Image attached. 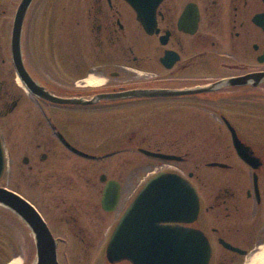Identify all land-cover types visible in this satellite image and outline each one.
Here are the masks:
<instances>
[{"label": "flooded vegetation", "instance_id": "flooded-vegetation-1", "mask_svg": "<svg viewBox=\"0 0 264 264\" xmlns=\"http://www.w3.org/2000/svg\"><path fill=\"white\" fill-rule=\"evenodd\" d=\"M20 1L0 0V186L34 206L58 256L66 247L69 264V247L102 246V264H131L105 254L131 200L124 204L126 160L116 154L195 148L189 139L172 142L171 133L187 134L184 119L216 118L213 159L202 163L211 173L196 166L185 175L197 215L169 225L202 232L208 264H245L264 244V0H30L20 49L33 86L91 103L50 101L20 78L11 46ZM44 31L55 44L41 45ZM134 89L151 94L100 96ZM100 119L105 130L95 127ZM129 163L138 173L137 158ZM12 177L33 188L35 202L11 186ZM109 180L119 184L112 208L102 202ZM28 232L18 214L0 206V264L18 255L27 261Z\"/></svg>", "mask_w": 264, "mask_h": 264}, {"label": "water", "instance_id": "water-1", "mask_svg": "<svg viewBox=\"0 0 264 264\" xmlns=\"http://www.w3.org/2000/svg\"><path fill=\"white\" fill-rule=\"evenodd\" d=\"M129 1L134 5L133 0ZM29 3L30 0H21L13 21L12 56L20 78L35 93L50 101L91 103L90 100L55 97L42 87L33 86L24 68L20 49L21 26ZM149 94L150 91L134 89L100 96L114 99ZM144 152L162 159H180L171 154ZM3 167L0 143V173ZM118 196L119 186H114V182L109 180L103 191V205L112 208ZM0 204L11 208L31 230L35 245L31 264H59L56 241L36 209L19 194L5 187H0ZM197 212V194L187 178L173 172L156 173L144 183L122 214L107 245V259L110 262L126 259L132 264H208L211 248L205 235L195 228L169 225L172 222H192Z\"/></svg>", "mask_w": 264, "mask_h": 264}, {"label": "rangeland", "instance_id": "rangeland-1", "mask_svg": "<svg viewBox=\"0 0 264 264\" xmlns=\"http://www.w3.org/2000/svg\"><path fill=\"white\" fill-rule=\"evenodd\" d=\"M9 8V6H7ZM12 8V7H11ZM47 32L44 31L42 34V46H52L55 44V35H52L50 32L48 35ZM61 45L67 46V38L60 37ZM84 39V38H83ZM79 41H82L81 38L78 39ZM45 49V48H44ZM180 121L182 119H179ZM102 121V119L99 120V123ZM179 121V122H180ZM215 121L216 118H199L198 121L192 123L191 119H184V129L186 130L187 134L182 133H171V141L177 142L181 139H189V142L195 141L198 143L195 148H182V149H174L171 150H164L166 152H172V153H181L182 155H187V159L184 161H163L159 160L157 158L148 157L141 152H138L135 148L130 149H124L119 150L116 154L117 157L123 158L126 160V162L123 163V165L120 167L121 172L123 173L120 177L121 181L123 182L124 188H125V197L129 195L126 200H124V204L129 201L131 198V195L135 194L138 189L142 186L144 181L158 171H175L177 173H180L182 175H186L187 171L190 169H194L196 166H198V170L202 173L210 174L211 170L208 167L203 166V162L209 161L213 159V149L209 147V144L213 142L214 134H215ZM97 121L92 122V126L96 124ZM110 124V123H109ZM108 126L105 122H101L99 126L102 128V130H105L102 126ZM195 128L196 133H189L188 130L190 128ZM130 129V128H129ZM108 130V129H107ZM110 130V129H109ZM126 132L127 137L128 130L123 129ZM184 133V132H183ZM259 138V137H258ZM202 143V144H200ZM163 151V150H161ZM114 157V156H113ZM135 161V158L138 160L139 167H137L138 173H134L135 166L132 165L131 160ZM110 174V173H109ZM135 174V177H134ZM22 177H12L10 184L12 187H15L18 191H25L23 192L29 199L36 201V194L33 191V188H29V186L26 183H23L20 181ZM133 181V183H132ZM8 183L6 177H3L1 180V183ZM131 184L134 185L135 191H131ZM27 186V187H26ZM28 242L26 244V253H27V261L25 264H30L31 260L33 259L34 255V245L32 242V236L30 232H28ZM66 247L59 246V263L60 264H68L67 260L64 259L63 256V250ZM86 247L81 246H74L69 247V255L71 259L69 260V264H74L76 259H81V262L79 264H102L101 256L103 255L104 247L102 246H96V247H87V252L85 251Z\"/></svg>", "mask_w": 264, "mask_h": 264}, {"label": "bare ground", "instance_id": "bare-ground-1", "mask_svg": "<svg viewBox=\"0 0 264 264\" xmlns=\"http://www.w3.org/2000/svg\"><path fill=\"white\" fill-rule=\"evenodd\" d=\"M89 80L93 81L92 78ZM8 264H22V260L17 257L12 259ZM245 264H264V244L247 258Z\"/></svg>", "mask_w": 264, "mask_h": 264}]
</instances>
